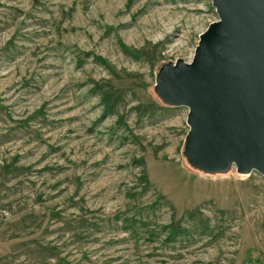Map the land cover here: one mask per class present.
Instances as JSON below:
<instances>
[{
	"label": "rangeland",
	"instance_id": "1",
	"mask_svg": "<svg viewBox=\"0 0 264 264\" xmlns=\"http://www.w3.org/2000/svg\"><path fill=\"white\" fill-rule=\"evenodd\" d=\"M217 20L211 0H0V264H264V177L191 168L188 109L153 91Z\"/></svg>",
	"mask_w": 264,
	"mask_h": 264
},
{
	"label": "water",
	"instance_id": "2",
	"mask_svg": "<svg viewBox=\"0 0 264 264\" xmlns=\"http://www.w3.org/2000/svg\"><path fill=\"white\" fill-rule=\"evenodd\" d=\"M217 21L190 63L162 65L154 94L187 108L183 157L205 175L264 177V0H211Z\"/></svg>",
	"mask_w": 264,
	"mask_h": 264
},
{
	"label": "trees",
	"instance_id": "3",
	"mask_svg": "<svg viewBox=\"0 0 264 264\" xmlns=\"http://www.w3.org/2000/svg\"><path fill=\"white\" fill-rule=\"evenodd\" d=\"M100 63L104 64L102 61H100Z\"/></svg>",
	"mask_w": 264,
	"mask_h": 264
}]
</instances>
